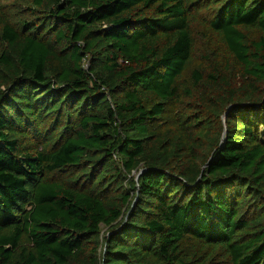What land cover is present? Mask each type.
<instances>
[{"label": "trees", "instance_id": "trees-1", "mask_svg": "<svg viewBox=\"0 0 264 264\" xmlns=\"http://www.w3.org/2000/svg\"><path fill=\"white\" fill-rule=\"evenodd\" d=\"M0 264H264V0H0Z\"/></svg>", "mask_w": 264, "mask_h": 264}, {"label": "rangeland", "instance_id": "rangeland-1", "mask_svg": "<svg viewBox=\"0 0 264 264\" xmlns=\"http://www.w3.org/2000/svg\"><path fill=\"white\" fill-rule=\"evenodd\" d=\"M194 38L195 48L188 62L187 68L183 74L181 92V100L185 99V101L189 104H195L197 102L198 95L196 88L191 89L192 80L190 76L192 71L198 68L200 64L204 66L206 64L205 59L208 57L216 61H219L221 58H224L226 60L228 57L223 48L219 46L218 38L214 35L209 34V32L203 30L202 28L194 27ZM231 80L234 81L233 79ZM190 89L191 91H193V94L191 97H186V94H184V92H189ZM178 114L179 105L176 103H168L167 105H165L163 115L155 122L150 123L149 127L152 130L162 131L165 128L174 126L177 122Z\"/></svg>", "mask_w": 264, "mask_h": 264}]
</instances>
